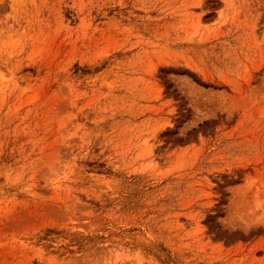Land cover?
I'll use <instances>...</instances> for the list:
<instances>
[{"label": "rangeland", "instance_id": "obj_1", "mask_svg": "<svg viewBox=\"0 0 264 264\" xmlns=\"http://www.w3.org/2000/svg\"><path fill=\"white\" fill-rule=\"evenodd\" d=\"M0 264H264V0H0Z\"/></svg>", "mask_w": 264, "mask_h": 264}]
</instances>
